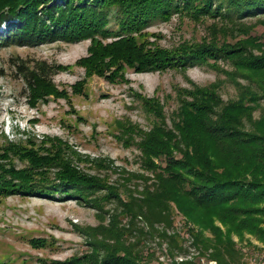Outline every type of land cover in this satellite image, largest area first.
I'll return each mask as SVG.
<instances>
[{
    "label": "trees",
    "instance_id": "trees-1",
    "mask_svg": "<svg viewBox=\"0 0 264 264\" xmlns=\"http://www.w3.org/2000/svg\"><path fill=\"white\" fill-rule=\"evenodd\" d=\"M174 14L195 21L209 16L238 22L249 16H264V0H0V25H5L0 47L89 40L86 54L75 62L84 67V78L71 85V93L58 89L52 80L53 75L70 70L69 65L40 61L31 67L14 62L33 105L52 96H87L84 85L91 75L126 82L129 69L138 73L194 65L217 67L219 60L234 67L225 74L238 89L236 98L224 101L214 84L194 87L186 95L190 100H180L173 127L163 118L158 120L162 124L155 123L144 134L140 142L143 166L154 179L151 183L146 180L139 197L125 201L116 192L111 195L131 218V230L113 225L108 230L103 225L96 228L99 232L95 236L104 241L88 243L97 264H151L155 253L142 239L155 234V224L173 226L172 205L204 226L210 224H205L204 216L214 213L229 227L224 235L214 231V239L195 236L219 264H238L240 260L231 231L240 233L248 228L259 236L264 234V49L254 54L248 47L261 49L264 41L250 37L234 42L204 39L164 48L150 40L158 35L146 29L153 21H168ZM238 76L247 83L240 82ZM144 106L158 111L162 118L152 103ZM256 110L262 112L259 118L253 116ZM117 126L121 131L128 128L125 122ZM25 138L26 144L7 140L0 144V197L19 194L52 199L59 193L57 198L95 203L91 196L104 184L102 178L81 173L67 157L51 154L50 144L46 152L39 153L47 136L39 143L29 135ZM12 155L22 163L20 166L11 161ZM50 170H54L52 176L48 175ZM139 217L148 229L137 226ZM106 230L110 238L105 237ZM157 234L168 239L170 247H178L174 236ZM126 237L134 238V242L122 240ZM29 241L33 246L49 244L40 238ZM87 256L39 258L38 264H81Z\"/></svg>",
    "mask_w": 264,
    "mask_h": 264
},
{
    "label": "rangeland",
    "instance_id": "rangeland-1",
    "mask_svg": "<svg viewBox=\"0 0 264 264\" xmlns=\"http://www.w3.org/2000/svg\"><path fill=\"white\" fill-rule=\"evenodd\" d=\"M4 26V23L0 25V32ZM146 30L157 34L150 40L164 48L204 39L234 42L250 37L253 41L256 38L263 42L264 16L224 22L209 16L195 21L174 14L168 21H153ZM88 44L89 40H81L0 47V67L3 69L0 75V144L7 141L26 144V135L39 143L47 136L49 139L45 140L39 153L46 152L45 147L50 144L51 154L67 157L81 173L104 180L91 196L95 203L57 198L59 193H55L52 199L19 194L0 197V263L38 264L39 258L66 260L88 255L80 260L81 264H97L88 242L104 241L95 236L99 227L103 225L108 230L113 225L131 230V218L111 195L116 192L125 201L139 197L146 180L151 183L154 179L143 166L140 142L144 134L155 123L162 124V120H158L163 118L173 127L172 120L180 100H190L186 95L194 87L214 84L224 101L236 98L238 89L225 74L234 67L219 60L217 67L194 65L182 70L138 73L129 69L125 74L126 82H110L91 75L84 85L87 96H52L46 102L31 104L26 82L14 62L22 61L31 67L40 61L69 65L70 70L53 75L52 80L58 89L65 88L71 93V85L84 78V67L75 62L86 54ZM248 47L254 54H260L264 49V45L261 49L255 45ZM237 79L247 83L241 76ZM143 103H152L161 111L162 118L158 117V111L146 108ZM261 113L256 110L254 118H259ZM120 122H125L128 128L121 131L122 128L117 126ZM10 159L18 166L22 164L15 160V155ZM53 173L54 170H50L48 175ZM171 209L173 226L155 224V234L142 239L144 245L155 253L151 264H219L209 255L210 250L205 251L197 243L195 236L199 234L203 239H214V231L219 230L224 235L229 227L214 213L204 216L205 224L210 223L204 226L188 219L174 205ZM136 220L138 227L148 229L140 217ZM231 224L228 225L231 227ZM161 232L174 236L178 247H170L168 239L158 236L157 233ZM229 235L240 251L238 264H249L251 257L264 253V234L259 236L244 228L240 233L231 231ZM31 238L46 239L49 244L33 246L29 241ZM122 240L134 242L132 237Z\"/></svg>",
    "mask_w": 264,
    "mask_h": 264
},
{
    "label": "built area",
    "instance_id": "built-area-1",
    "mask_svg": "<svg viewBox=\"0 0 264 264\" xmlns=\"http://www.w3.org/2000/svg\"><path fill=\"white\" fill-rule=\"evenodd\" d=\"M205 264H207V263H205ZM249 264H264V253H259L255 256L251 257Z\"/></svg>",
    "mask_w": 264,
    "mask_h": 264
}]
</instances>
